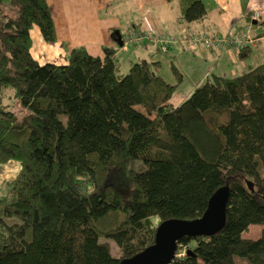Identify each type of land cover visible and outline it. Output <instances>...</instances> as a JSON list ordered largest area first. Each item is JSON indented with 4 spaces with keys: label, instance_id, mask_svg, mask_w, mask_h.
<instances>
[{
    "label": "trees",
    "instance_id": "16d2710c",
    "mask_svg": "<svg viewBox=\"0 0 264 264\" xmlns=\"http://www.w3.org/2000/svg\"><path fill=\"white\" fill-rule=\"evenodd\" d=\"M186 3L187 20L205 17L202 0ZM34 26L56 42L48 0H0V163L21 165L0 193V264H120L162 221L201 216L225 184L224 228L184 236L172 264H264V62L215 74L176 106L183 72L171 82L142 58L124 73L115 47L40 63ZM254 224L261 234L245 237Z\"/></svg>",
    "mask_w": 264,
    "mask_h": 264
},
{
    "label": "crops",
    "instance_id": "0c3cea01",
    "mask_svg": "<svg viewBox=\"0 0 264 264\" xmlns=\"http://www.w3.org/2000/svg\"><path fill=\"white\" fill-rule=\"evenodd\" d=\"M186 1L48 0L56 24L57 40L54 43L46 42L40 29L34 26L31 31L32 53L40 63L47 61L65 63L70 50L79 46L85 47L94 55H102L104 47H115L118 49V56L119 52L128 49L129 44L133 43L131 41L133 34L139 30L140 25H144L147 26V30H157L159 33H166L168 37L176 38L174 41L177 42L169 45L170 49L164 53L159 50L154 54L147 53L148 43L141 48L143 53L148 54L147 56L159 59L163 63L162 74L174 83L178 81L176 74L179 71H186L175 55H172L177 46L199 57V61L205 65L201 70L203 80L208 78L211 71L213 75L232 77L264 62V19L257 25L253 23L254 20L252 21L250 30L256 42L243 46L251 49V55L246 58L240 57L243 47L239 48L236 45L228 44L225 45L227 47L214 50L192 44L190 50H187L183 47V41L178 40L188 29L223 35L245 32L250 25V12L260 10L264 15V0H202L207 13L205 17L192 21L184 17ZM115 33L119 37L115 36ZM119 43L120 46L116 47ZM156 43L155 40H151V46ZM49 49L51 51H48ZM147 56L144 58L149 59ZM211 64L214 65L213 68ZM217 68H221V71Z\"/></svg>",
    "mask_w": 264,
    "mask_h": 264
},
{
    "label": "rangeland",
    "instance_id": "374dc122",
    "mask_svg": "<svg viewBox=\"0 0 264 264\" xmlns=\"http://www.w3.org/2000/svg\"><path fill=\"white\" fill-rule=\"evenodd\" d=\"M254 11L255 10H253L252 12H254ZM252 12L249 13V20L251 19ZM263 19H264V15H263ZM263 19H261L260 21H262ZM257 24H259V23H257ZM204 33L206 35H208L210 38H213V37L230 38L231 36H233V35H223V34H211L209 32H204ZM165 35L168 36L166 33H165ZM158 39H159V32L157 30L156 31L147 30V26H144V25L141 26L140 25L139 30H137L132 37L131 41L133 43L129 44V46L127 47L128 48L127 50L118 53L117 59L121 64L122 71L124 73H128L132 62L135 63V62L139 61L140 59L144 58V56L148 55V54L146 55V53H143L141 51V48L145 47V45H144L145 43L149 44V47H148L149 49L147 50V53L152 52L154 54V52H159L158 51V42H157ZM151 40H155V42H157V43L152 44V46H151ZM185 43L186 42H183V44H185ZM196 44L202 45L203 47H205L204 42H203L204 45L201 42H198ZM119 46H120V43L116 47H119ZM227 46H225V47H227ZM159 47H160V49H159L160 51H162L163 49L165 50V48H163L160 44H159ZM215 49H218V48H215ZM48 51H51V49H49ZM49 53H51V52H49ZM172 55L173 56L175 55L177 61L180 62V65L186 68L185 72L182 71L183 72L182 73V80L180 79V83L175 88V92L171 97V103H173L174 105L177 106V105H180L182 102H184L186 99H188L190 97V95L197 88L204 85L209 79H213L214 75H213V72L211 71L208 78H205L203 80V78L201 77V70L203 69V67L205 65L199 61L198 56L195 57L193 54L189 53L188 51H185L180 46L176 47V49L173 51ZM147 57L149 59H152V56H147ZM168 58L170 59V57H168ZM42 60L43 59L41 58V61ZM209 63H211V62L209 61ZM213 67H214V65L211 64V68H213ZM217 70L221 71V68H217ZM174 75H175V73H174ZM20 167H21V165L17 161H10V162L5 163V164L0 163V193H4L6 191L7 182L12 180L17 175ZM154 220L156 223H158L159 216L156 215L154 217ZM261 230H262V225H260V224L251 225L248 228V230L244 232V236L248 237V238H258V236L261 234ZM102 239H104V237H102ZM105 241L110 242L114 254H116V255L120 254V250H119L118 245H117L115 240H113L111 238H105ZM233 264H248V262L244 258L236 257Z\"/></svg>",
    "mask_w": 264,
    "mask_h": 264
},
{
    "label": "water",
    "instance_id": "95a60500",
    "mask_svg": "<svg viewBox=\"0 0 264 264\" xmlns=\"http://www.w3.org/2000/svg\"><path fill=\"white\" fill-rule=\"evenodd\" d=\"M253 23L257 24V21L254 20ZM247 183L250 189H254L252 181ZM230 194V185L225 184L213 193L201 216L162 221L158 225L155 242L134 256L121 259L120 264H172L177 257L178 242L184 236H210L224 228Z\"/></svg>",
    "mask_w": 264,
    "mask_h": 264
},
{
    "label": "built area",
    "instance_id": "2783aa9c",
    "mask_svg": "<svg viewBox=\"0 0 264 264\" xmlns=\"http://www.w3.org/2000/svg\"><path fill=\"white\" fill-rule=\"evenodd\" d=\"M263 19V13L260 10H255L251 14V19H250V25L248 29L245 32L235 34L231 36L230 38L226 37H213L210 38L208 35L205 33H201L198 31H195L194 29H188L183 36H181L178 40L186 42L187 46L190 47V43H198L201 42L206 48L210 49H215V48H222L225 45H236L237 47H243L248 44H254L256 42V38L254 35L251 33V26L253 25L252 21L253 20H258L260 21ZM162 36V37H161ZM159 36V44L167 50L169 48V45L174 44L177 41L176 38H171L166 36L165 34H162ZM161 37V38H160ZM164 50V49H163ZM186 254V250L184 249L183 251H180L177 253V256H184Z\"/></svg>",
    "mask_w": 264,
    "mask_h": 264
},
{
    "label": "clouds",
    "instance_id": "9594fccd",
    "mask_svg": "<svg viewBox=\"0 0 264 264\" xmlns=\"http://www.w3.org/2000/svg\"><path fill=\"white\" fill-rule=\"evenodd\" d=\"M257 22H259L258 20H256Z\"/></svg>",
    "mask_w": 264,
    "mask_h": 264
}]
</instances>
